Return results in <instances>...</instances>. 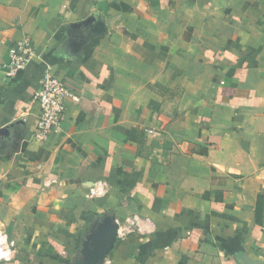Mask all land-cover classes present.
Here are the masks:
<instances>
[{"label": "crops", "instance_id": "1", "mask_svg": "<svg viewBox=\"0 0 264 264\" xmlns=\"http://www.w3.org/2000/svg\"><path fill=\"white\" fill-rule=\"evenodd\" d=\"M23 36L35 55L7 78ZM49 68L73 97L40 141ZM8 125L0 264H81L105 217L102 264H264V0H0Z\"/></svg>", "mask_w": 264, "mask_h": 264}, {"label": "built area", "instance_id": "2", "mask_svg": "<svg viewBox=\"0 0 264 264\" xmlns=\"http://www.w3.org/2000/svg\"><path fill=\"white\" fill-rule=\"evenodd\" d=\"M35 55L33 42L28 36L18 39L9 48V59L2 65L5 77L12 78L17 71L25 69L30 59ZM73 97V92L64 81L55 73L47 69L34 94L39 106V115L34 131V137L40 141L48 140L51 133L57 129L63 120L66 103ZM150 132H152L150 130ZM104 192L101 182L95 183L89 189L92 196H100ZM13 242L0 230V262L11 259Z\"/></svg>", "mask_w": 264, "mask_h": 264}, {"label": "water", "instance_id": "3", "mask_svg": "<svg viewBox=\"0 0 264 264\" xmlns=\"http://www.w3.org/2000/svg\"><path fill=\"white\" fill-rule=\"evenodd\" d=\"M92 19H94L93 16L80 22L70 23L68 27L79 31L85 28ZM9 126L1 128L0 133L7 131ZM117 230L118 224L112 217H105L96 224L88 237V244L84 249L81 264H102L114 246Z\"/></svg>", "mask_w": 264, "mask_h": 264}]
</instances>
